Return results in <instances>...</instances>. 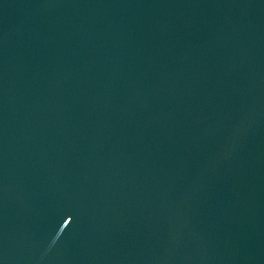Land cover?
<instances>
[{"label": "water", "instance_id": "1", "mask_svg": "<svg viewBox=\"0 0 264 264\" xmlns=\"http://www.w3.org/2000/svg\"><path fill=\"white\" fill-rule=\"evenodd\" d=\"M0 264H264V0H0Z\"/></svg>", "mask_w": 264, "mask_h": 264}]
</instances>
